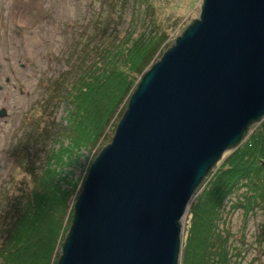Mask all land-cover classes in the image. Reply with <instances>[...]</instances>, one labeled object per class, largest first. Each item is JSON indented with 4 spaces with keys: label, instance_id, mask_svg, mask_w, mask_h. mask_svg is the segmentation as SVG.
<instances>
[{
    "label": "water",
    "instance_id": "water-1",
    "mask_svg": "<svg viewBox=\"0 0 264 264\" xmlns=\"http://www.w3.org/2000/svg\"><path fill=\"white\" fill-rule=\"evenodd\" d=\"M263 114L264 0H203L89 166L56 264H180L196 189Z\"/></svg>",
    "mask_w": 264,
    "mask_h": 264
},
{
    "label": "trees",
    "instance_id": "trees-1",
    "mask_svg": "<svg viewBox=\"0 0 264 264\" xmlns=\"http://www.w3.org/2000/svg\"><path fill=\"white\" fill-rule=\"evenodd\" d=\"M142 1L144 7L146 4L148 7L154 0ZM140 3L141 0H102L96 13L87 22L88 28L93 26L90 35L86 29L83 36L77 37L78 42L83 43V49L79 52L75 69L71 67L68 70L69 74L72 73L69 79L60 74L50 83L48 78L52 92L47 94L43 106L47 107L51 100L54 102L48 109L52 118L49 120V128L58 132L59 136H66L71 142L66 147L60 145V152L53 147L55 152H48L40 172L24 168L30 174V186L26 179H12L14 191L8 187L0 192V264L55 262L58 253L56 249L63 241L59 243L57 240L58 237H65L64 218L67 214L68 218L72 215L69 200L76 186L71 183L70 169L64 168L67 161L63 155L73 152V148H76L74 150L77 153L81 148L95 145L100 140L105 127L110 123L111 113L123 100L125 103L122 111L126 109L130 95L142 78L143 73H140V78L135 80L127 70L132 51L142 40H149L144 53L142 51L135 55L138 66L135 72H142L161 42L160 36L133 37L132 28L127 30L126 35H119L116 25H119V19L126 11L131 10L129 7L133 9L129 22L132 27L137 25L136 21L142 11L136 13V4ZM116 21L118 23L114 24ZM94 33L99 36L94 40L98 46L93 44V48L89 49L93 43L90 38ZM110 36L113 37L112 43H107L106 39ZM76 41L72 39L71 43L77 46L74 44ZM150 49L153 50L147 54ZM76 50L69 49L68 58ZM59 111L66 118V123L60 127L52 121L53 115L56 116ZM61 122H64L62 118ZM255 124H260L256 132L246 139L243 146L238 144L229 147L220 163L211 167L196 189L185 219L180 264H212L211 254L219 257L218 264H229L230 258L226 251H222L224 239L217 228L225 199L243 185L256 190L264 188V114L253 122ZM38 142L39 139L34 144ZM29 150L25 148L26 155L21 154V160L28 159ZM21 160L17 166L24 165ZM85 175L78 193L82 189ZM218 249V252L212 253Z\"/></svg>",
    "mask_w": 264,
    "mask_h": 264
},
{
    "label": "rangeland",
    "instance_id": "rangeland-1",
    "mask_svg": "<svg viewBox=\"0 0 264 264\" xmlns=\"http://www.w3.org/2000/svg\"><path fill=\"white\" fill-rule=\"evenodd\" d=\"M101 1L0 0V112L2 109L5 111L3 114L0 113V192L7 190L8 187L12 188V179L14 181L26 179L30 186V174L24 168L40 172L48 152H55L53 147L56 149L60 145L66 147L71 142L66 136H59L58 132H53L49 128V120L52 118L48 109L54 102L51 100L47 107L43 106L47 94L52 92L47 80L49 78L51 83L60 74L69 79L72 73L69 74L68 70L71 67L75 69L79 61V52L83 49V43H79L77 37L83 36L86 29L90 35L93 26L88 28L87 22L91 15L96 13ZM202 2L203 0H154L152 5L147 7L146 4L144 7L141 0L139 5L136 4V13L142 11V14L137 19L135 27L129 22L133 11L132 7H129L131 10H127L119 19V25H116L120 36L126 35L127 30L132 28L133 37L137 35L145 38L161 37L159 48L152 54L142 72H135L138 67L135 55L145 49L149 40H142L132 51L127 63V70L132 74V78L137 80L140 73H144L159 60L175 38L198 16ZM116 23L118 21L114 24ZM97 37L99 36L95 33L92 34L90 42L93 43L89 49L93 48V44L95 47L98 46L94 41ZM72 39H77L74 43L77 46L71 43ZM112 40L113 37L110 36L106 42L112 43ZM69 49L77 50L68 58ZM152 50L150 49L147 54ZM122 66L124 64L120 67ZM124 103L125 100L111 113L110 123L95 145L81 148L77 153L74 150L76 148H73V152L63 155L67 161L64 168L70 169L71 183L76 184L69 200L72 215L68 218L67 214L64 218L65 232L72 222L73 205L82 178L96 154L111 141L124 112L122 111ZM64 119L66 120L63 112L59 111L56 116L53 115L52 121L60 127L66 123ZM259 127L260 124L252 125L240 145L243 146L246 139H249ZM38 139L39 142L34 144ZM25 148L30 149L27 153L28 159L21 160V154L26 155ZM57 152H60V149ZM226 152L225 150L222 156ZM220 159L216 163H220ZM20 160L24 164L22 167L17 166ZM28 164L31 167L27 168ZM217 228L224 239L222 251H226L227 257L230 258L229 264H264V188L256 190L243 185L229 198L227 196ZM62 240L63 237L61 239L58 237L57 242L61 243ZM56 250L58 253L55 255V262L51 264L57 262L60 245ZM218 259V256L211 254L212 264H218Z\"/></svg>",
    "mask_w": 264,
    "mask_h": 264
}]
</instances>
